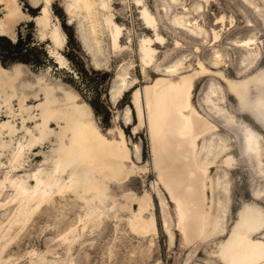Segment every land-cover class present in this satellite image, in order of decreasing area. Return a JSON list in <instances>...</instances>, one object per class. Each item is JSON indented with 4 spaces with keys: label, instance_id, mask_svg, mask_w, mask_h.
Listing matches in <instances>:
<instances>
[{
    "label": "rangeland",
    "instance_id": "1",
    "mask_svg": "<svg viewBox=\"0 0 264 264\" xmlns=\"http://www.w3.org/2000/svg\"><path fill=\"white\" fill-rule=\"evenodd\" d=\"M34 1L19 0L23 10L32 18L18 25L16 39L0 35L3 66L10 68L21 63L24 67V79L22 85H18L20 94L23 85L27 87L28 84L29 87V84L37 86L39 83L51 86L60 83L78 93L91 108L105 135L119 140L120 130L123 132L134 161L128 165L137 166L139 172H135V179L124 187H112V199H107L100 207L99 225L91 226L89 234L78 238L70 252L61 239L73 224L80 225L78 220L85 213L82 203L77 205L68 197L39 209L36 217L23 229H15L14 240L2 254L0 264H36L41 255H45L47 264H64L70 258L75 264H211L206 255L197 254L205 247L211 249L214 246L212 242L197 249L196 246L183 248L181 236L175 235L176 206L157 183L158 174L154 172L152 133L148 126L144 89L154 86L161 78L176 81L199 70V62H202L208 71L195 81L193 104L203 115L221 125L217 135L229 141L237 164L235 170H227L219 159L209 168L208 178V185L211 180L220 181L218 194L212 198L209 193L208 197L206 189L199 188V196L209 211L222 214L221 220L228 229L242 205L250 202L264 208V204L253 198V194L264 187V131L248 114L236 110V100L228 93L221 75L238 79L254 68H264V0H104L105 6L101 5V0H95L99 22L96 33L92 32L91 16L78 7L76 0H51V25L59 28L64 40L56 50L62 55L65 66L58 64L51 55L50 40L41 37L35 17L41 14L44 4L40 1L39 6H34ZM2 7L0 5V15ZM144 7L155 16L156 29L163 37L162 41L156 40L154 29L146 27L141 14ZM107 17L122 28L121 47L118 49L112 45ZM214 31L219 34L217 38ZM145 36L154 40L155 55L149 64H144L140 57V44ZM249 37H254L256 43L250 47L240 45V40ZM257 53L254 66L249 68L248 64ZM172 69L177 71L171 73L169 70ZM123 84L127 86L117 96ZM137 89L142 91L141 103L147 121L144 125H140L132 102ZM209 96L214 103L225 108V116L232 114L236 121L242 120L261 134V163L247 149L245 135L238 126H222V122L214 117L216 107L208 101ZM40 97H33L26 106L38 105L43 101ZM12 107L20 111L17 98L13 100ZM2 114L0 124L12 119L6 108ZM14 122L21 127V119ZM30 126L33 127L34 123ZM52 128L58 130L56 124ZM22 134L20 132L14 139L6 134L0 136V144L3 141L8 145L5 149L0 148V161L5 166ZM53 142L54 139L27 154L24 168L16 176L35 170L43 160V155L36 157V154L51 153ZM166 145H169L168 151L174 148L171 143ZM6 170V167H0V179ZM11 193L8 189L0 196V201H6ZM146 194L150 195L149 211L154 213L158 225V233L148 239L131 234L127 225L132 210L139 207L135 204L130 209V204ZM124 204L126 210H123ZM16 207V203H11L0 208L1 220L7 221Z\"/></svg>",
    "mask_w": 264,
    "mask_h": 264
},
{
    "label": "bare ground",
    "instance_id": "2",
    "mask_svg": "<svg viewBox=\"0 0 264 264\" xmlns=\"http://www.w3.org/2000/svg\"><path fill=\"white\" fill-rule=\"evenodd\" d=\"M40 1L44 6L35 20L41 30V37L50 40L51 55L56 58L58 64L65 66L62 55L56 50L62 46L64 40L59 28L51 25V0H35L33 5L39 6ZM76 1L78 7L91 16L92 32L96 33L99 25L96 1ZM100 3L102 6L106 5L104 0ZM0 5L3 6L0 15V35L15 40L18 25L30 20L32 16L23 10L19 0H0ZM141 14L146 27L155 30L156 40L162 41L163 37L156 29L155 16L147 7L142 9ZM176 21L179 23V19ZM106 22L111 27L112 45L118 49L121 47L119 38L122 28L113 23L111 18L107 17ZM218 35V32L214 31V37L217 38ZM153 42L151 37L146 36L141 40L140 57L144 64H149L154 58ZM239 42L242 46L250 47L256 43V39L249 37ZM257 57L258 53L248 64L249 68L254 66ZM199 65V70L183 75L176 81L161 78L154 86H147L144 89L148 126L152 133L154 172L158 174L157 183L168 194L170 202L176 206L174 231L176 236H181L185 245L183 248L196 246L197 249L212 242L214 246L211 249L205 247L204 250H198L197 254L206 255L211 264H261L264 226L260 225L254 214H245V207L254 206L257 211L262 208L244 202L245 205L237 210L236 220L228 229L221 220L222 214L209 211L205 207L204 199L199 196V188L203 191L206 189L208 197L209 193L212 198L218 194L220 181L211 180V184L208 183L209 168L219 159L227 170H235L237 164V159L231 154L232 147L229 141L217 135L221 131V125L211 121L193 104L195 81L208 71L202 62H199ZM169 71L174 73L177 70ZM260 72H264L263 67L254 68L249 74L241 75L238 79L221 74L228 93L236 100L237 107L241 98L250 104L264 100V86L255 79ZM24 73L21 63L6 68L0 60V116H3L6 108L8 116L12 118L0 124V136L4 137L6 134L14 139L20 132L23 133L22 138L12 148L8 164L5 166V163L0 161V167L7 168L4 177L0 179V196L8 189L12 191L6 201H0V208L11 203L17 204L7 221L0 218V258L7 246L13 242L15 229H23L36 217L39 209L47 208L57 200L68 197L77 205L82 203L85 213L78 220L80 225L71 224L72 227H68L69 230L61 239L70 252L78 238L89 234L91 226L99 225L102 213L100 207L111 198L112 187H124L128 181L135 179V172H139L137 166L128 165L129 162L134 163L133 155L121 130L119 140L105 135L100 130L91 108L83 102L81 96L60 83L54 86L42 83L37 86L29 84V87L28 84L27 87L23 85L20 94L18 85H22ZM126 86L123 84L117 96ZM39 96L43 99L41 103L26 106L30 99ZM141 96L142 91L135 90L132 102L140 125H144L147 121ZM15 98L19 100V112L12 107ZM208 98V101L213 102L210 96ZM217 104L213 102L216 107L214 117L222 122V126L229 127L227 116L224 114L225 108ZM240 113L250 116L248 112ZM230 115L234 119V115ZM16 119H21V127L14 122ZM30 123H34V126H30ZM53 124L57 125L58 130L52 128ZM252 130L256 133L257 139L249 146L245 137L247 149L261 163L263 157L261 134L253 128ZM217 137L220 139L219 143ZM53 139L51 153L36 154V157L43 155L39 166L32 172L16 176L17 172L24 168L26 155ZM167 143H171L174 148L168 151ZM7 146L3 141L0 144L1 149ZM262 173L264 175V170ZM260 191H264V187L258 192ZM253 198L260 201L258 195L253 194ZM149 199L150 195L146 194L144 197H137L135 202L132 201L130 209L131 205L135 204L139 207L138 210H132L131 216L127 219L130 233L147 239L158 233L156 217L149 211ZM124 207L123 210H126L127 206ZM224 234L226 238L221 239ZM172 235L171 232V237ZM38 259L40 263L36 264H47L45 255L39 256ZM64 264L75 263L70 258Z\"/></svg>",
    "mask_w": 264,
    "mask_h": 264
},
{
    "label": "snow or ice",
    "instance_id": "3",
    "mask_svg": "<svg viewBox=\"0 0 264 264\" xmlns=\"http://www.w3.org/2000/svg\"><path fill=\"white\" fill-rule=\"evenodd\" d=\"M47 9L45 8V11ZM257 83H259L261 86H264V72H260L258 74V77L255 78ZM238 112H248L250 116L254 119V121L258 122L261 126V130L264 131V100L256 103V104H250L247 103L243 98L240 99V103L236 109ZM227 116V124L229 126L236 125L238 126L244 133L247 143L249 146L252 145V143L257 139L256 133L250 128L247 124H245L242 120L236 121L233 119L231 115ZM254 195H258L260 198V202L264 204V191H260L258 193H254ZM252 213L254 214L260 225L264 226V208L260 210H256L254 206H248L245 207V214ZM261 256V264H264V249L260 252Z\"/></svg>",
    "mask_w": 264,
    "mask_h": 264
},
{
    "label": "trees",
    "instance_id": "4",
    "mask_svg": "<svg viewBox=\"0 0 264 264\" xmlns=\"http://www.w3.org/2000/svg\"><path fill=\"white\" fill-rule=\"evenodd\" d=\"M1 38L6 39V40L9 41V39H7L6 37H1ZM19 42H21V41H19ZM0 58L2 59V55L1 54H0Z\"/></svg>",
    "mask_w": 264,
    "mask_h": 264
}]
</instances>
